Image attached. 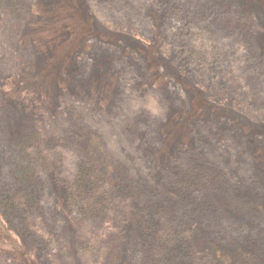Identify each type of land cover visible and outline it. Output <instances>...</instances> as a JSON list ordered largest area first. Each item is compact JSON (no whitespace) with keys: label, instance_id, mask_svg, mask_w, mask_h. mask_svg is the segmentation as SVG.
<instances>
[{"label":"rangeland","instance_id":"rangeland-1","mask_svg":"<svg viewBox=\"0 0 264 264\" xmlns=\"http://www.w3.org/2000/svg\"><path fill=\"white\" fill-rule=\"evenodd\" d=\"M0 187V264L264 258V0H0Z\"/></svg>","mask_w":264,"mask_h":264},{"label":"trees","instance_id":"trees-1","mask_svg":"<svg viewBox=\"0 0 264 264\" xmlns=\"http://www.w3.org/2000/svg\"><path fill=\"white\" fill-rule=\"evenodd\" d=\"M94 138V137H93ZM93 143L94 144H96L97 146H100L102 149H104V146H103V144H102V142L100 141V139H99V137L97 136L95 139H93ZM252 142L253 143H255L256 142V140L255 139H252V141H249V144L251 145L252 144ZM231 150V149H230ZM232 152V151H231ZM205 155H207V154H205ZM181 156V155H180ZM184 156V155H183ZM207 156H209V155H207ZM225 156H228V154H227V152H222V155H218V158L219 159H217V160H220L221 159V161H223V159H224V157ZM194 157V156H193ZM229 158L232 160V155H230L229 156ZM211 159V158H210ZM213 159V158H212ZM226 159V158H225ZM227 161H228V159H226ZM96 161V160H95ZM94 161V162H95ZM225 161V160H224ZM223 161V162H224ZM96 162H99V159L96 161ZM211 163H212V161H210ZM259 164H260V162H258ZM92 164H95V163H93L92 162ZM110 164V163H109ZM222 164V163H221ZM191 165H195V167H196V169L198 168L199 169V172L201 173V174H203V175H206V176H213V175H217V173H214V172H216V170H215V168L214 167H212L210 164H206V163H200V164H198V163H191ZM27 167L26 166H24V165H22V167H21V169H23V170H25ZM110 170L111 171H109L111 174H113V175H118V176H121V177H123L122 175H120L121 173H119L122 169L124 170V167L122 168L119 164H118V162L116 163V161H114V162H111V165H110ZM220 168V167H219ZM108 169V168H107ZM218 170V169H217ZM220 170H222V168L220 169ZM22 171V170H21ZM211 172V173H210ZM105 176V175H104ZM84 178H85V180L87 181V179H86V176H84ZM88 178V177H87ZM131 178H132V176H131ZM128 181H126L125 183H127ZM3 184L4 183H2V186H3ZM124 185V184H123ZM127 185H128V183H127ZM1 186V187H2ZM0 187V194L1 195H3V192H6V190H7V188H5L6 190H3V188H1ZM171 192V191H170ZM73 197L75 198V197H77L76 195H73ZM213 197H211L210 196V198H208L207 200L210 202L211 200H212V202H214L215 200H213L212 199ZM190 200V199H189ZM193 202V200H190L189 201V203L191 204V205H195V203H192ZM14 203V202H13ZM230 203H221V207H223L227 212H229V213H232V211L233 212H235L233 209L234 208H232V205L230 204ZM10 205V204H9ZM199 206H198V208H199V211L200 212H202V213H206V211H207V209H205L204 207H203V205H202V203H199L198 204ZM11 207V209L12 210H14L13 209V207H15V209H16V205H14L13 206V204L10 206ZM252 207V204L249 206V208H251ZM248 208V209H249ZM198 211V209H195V211ZM250 221H252L251 219H249ZM140 224H137V230H142V229H144V228H146L147 226H148V224H146V223H144L143 221H140L139 222ZM203 223V222H202ZM202 226H204L203 224H202ZM203 229H204V227H203ZM210 232V231H209ZM199 234H200V236H201V238L204 240V244L206 245V246H210V247H208V248H210V250L212 251V254H213V256H214V258L217 260V262H219L220 264H223V263H227V264H232L231 262H232V258H234L235 256H232L233 254H230V253H228V251H226L225 249H223L222 247H221V245H218L219 243L218 242H220L219 240H214V238L212 237V236H210L209 234H207V231H204V230H202V227H201V230L199 231ZM208 243V244H207ZM218 243V244H217ZM218 249V250H217ZM243 250H246V251H248L249 252V254H250V256H249V264H264V258H263V254L262 253H260L261 251L260 250H258L256 247L255 248H245V247H243L241 250H240V252L239 253H242V251ZM208 252V251H207ZM262 252H264V251H262ZM238 258H239V256H238ZM228 260H231V261H228Z\"/></svg>","mask_w":264,"mask_h":264}]
</instances>
